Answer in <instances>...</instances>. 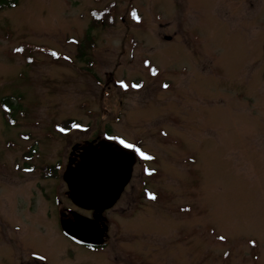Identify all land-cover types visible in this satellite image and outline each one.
<instances>
[{
	"label": "rangeland",
	"instance_id": "rangeland-1",
	"mask_svg": "<svg viewBox=\"0 0 264 264\" xmlns=\"http://www.w3.org/2000/svg\"><path fill=\"white\" fill-rule=\"evenodd\" d=\"M95 138L151 157L110 211V264H264V0L0 10V264H58L62 173Z\"/></svg>",
	"mask_w": 264,
	"mask_h": 264
},
{
	"label": "water",
	"instance_id": "water-1",
	"mask_svg": "<svg viewBox=\"0 0 264 264\" xmlns=\"http://www.w3.org/2000/svg\"><path fill=\"white\" fill-rule=\"evenodd\" d=\"M133 161L128 153L119 155L91 145L83 148L78 163L67 167L62 176L70 202L79 209L98 214L112 208L130 179ZM75 217L74 222L62 221L61 230L71 239L90 240L88 220L79 215Z\"/></svg>",
	"mask_w": 264,
	"mask_h": 264
},
{
	"label": "flooded vegetation",
	"instance_id": "flooded-vegetation-1",
	"mask_svg": "<svg viewBox=\"0 0 264 264\" xmlns=\"http://www.w3.org/2000/svg\"><path fill=\"white\" fill-rule=\"evenodd\" d=\"M89 145H91V148H96L97 150H99L100 148H105L119 155H123L124 153L130 154V157L134 160L132 165V172L129 181L122 189L120 196L114 206L111 209L109 208L108 210L102 212L101 214L94 213L93 211L82 210L74 206L68 199L67 187L64 184L66 188L64 194L67 197V201L69 204L68 207L62 208L59 213L58 224L60 230L62 221L68 220L69 222H74L76 221L75 216L79 215L88 220L87 226L91 228L92 233L89 237L90 240L88 241H76L66 237L63 233H61L65 237L67 243L63 245L64 247H59L61 249V252L59 254L58 264H96V262L91 261V258H99L100 262L98 264H110V211H112L115 205L122 200H124L122 201L124 207H119L117 209L118 212L125 213V211L130 210L131 207V202L127 199L133 196L134 193L135 187L134 185L130 184L133 179L134 166L137 164V156L140 157V155L132 149L123 147L119 142H112L111 139L110 142L101 141L98 138H95L87 141L83 146L76 144L71 148L69 157L67 159V167H74L79 161V156L80 154H82V149L86 148ZM135 147L139 148L138 146ZM136 177L138 179L141 178L140 175ZM142 183L144 185L143 180ZM59 202L60 201H58L57 203ZM29 258L30 262L28 261L27 264H50L46 261L45 258L42 257V255L40 256L39 254L37 255L30 253Z\"/></svg>",
	"mask_w": 264,
	"mask_h": 264
},
{
	"label": "trees",
	"instance_id": "trees-1",
	"mask_svg": "<svg viewBox=\"0 0 264 264\" xmlns=\"http://www.w3.org/2000/svg\"><path fill=\"white\" fill-rule=\"evenodd\" d=\"M18 0H0V10L3 9H11L15 6H17ZM89 35V32L87 31V36ZM82 56V55H81ZM1 107L4 110V114L7 115H13L17 111L16 105L11 101L10 98H4L1 100ZM69 129V128H68ZM52 168L48 170H44L46 167H41L42 178H52L57 179L59 178V166H51ZM43 168V169H42Z\"/></svg>",
	"mask_w": 264,
	"mask_h": 264
},
{
	"label": "snow or ice",
	"instance_id": "snow-or-ice-1",
	"mask_svg": "<svg viewBox=\"0 0 264 264\" xmlns=\"http://www.w3.org/2000/svg\"><path fill=\"white\" fill-rule=\"evenodd\" d=\"M133 16H135V13H133ZM53 56H56L57 53L53 52L52 53ZM152 74L155 75L156 74V71L155 69L152 70ZM120 87L124 88V89H127L128 88V85L124 84L123 82H121L120 84ZM132 88H135V89H138L140 87L139 84H133L131 85ZM165 87H167V85H165ZM77 127H79V125H77ZM63 131V130H61ZM27 138V137H26ZM119 143L127 148V149H132L133 151H135L137 154H139L141 156V158H144V159H151V157H148L146 156V154L144 152H142L139 148H136L133 144H130V143H126L123 139L119 140ZM154 199V197H152Z\"/></svg>",
	"mask_w": 264,
	"mask_h": 264
}]
</instances>
